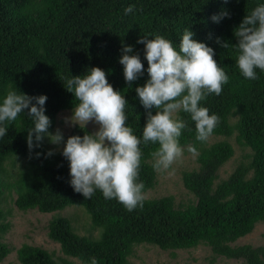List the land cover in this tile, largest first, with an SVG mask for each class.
Listing matches in <instances>:
<instances>
[{
  "label": "trees",
  "instance_id": "1",
  "mask_svg": "<svg viewBox=\"0 0 264 264\" xmlns=\"http://www.w3.org/2000/svg\"><path fill=\"white\" fill-rule=\"evenodd\" d=\"M264 0H0V102L8 90L29 96L46 95L45 115L55 126L60 110L78 103L66 90L72 76H82L92 67L107 74L108 82L124 95L128 104L127 126L142 141L146 110L136 94V87L149 79L142 36L156 34L171 40L179 50L185 29L193 39L214 50V59L224 69L229 82L219 96L211 94L201 106L220 117L212 135L229 137L249 147L248 162L238 163L226 178L218 180L219 168L234 154L226 139L212 142L196 140L195 123L190 114L180 112L188 122L182 130V147L197 149V167L181 173L183 186L195 200L180 207L172 195L146 198L143 207L129 212L115 199H105L96 190L90 199L70 185L69 162L45 138L40 147L30 151L28 131L34 127L27 110L14 122L6 123L7 134L0 138V263L13 248L2 240L9 229L8 212L2 207L5 191H14L15 206L21 211L36 209L54 213L67 206H81L99 229L96 237L75 231L71 220L55 214L47 225L48 237L60 246L62 256L41 246L22 243L15 248L20 264H129L133 248L148 243L162 250L187 249L205 244L217 256L241 259L243 264H264V246L249 243L232 245L264 220V72L258 79L243 77L237 66L235 28L245 15ZM133 6L132 13L125 9ZM227 12L219 22L214 15ZM217 39L220 43H217ZM229 43L228 48L222 43ZM132 46L144 65V73L131 85L126 83L119 63L122 48ZM153 115L155 110H151ZM92 133L86 126L73 125L65 135ZM34 140V144H35ZM158 144L141 143L138 182L144 192L153 188L157 171L151 153ZM53 155L48 156L49 151ZM37 153H40L37 156ZM25 159L12 181H8L5 163Z\"/></svg>",
  "mask_w": 264,
  "mask_h": 264
},
{
  "label": "clouds",
  "instance_id": "2",
  "mask_svg": "<svg viewBox=\"0 0 264 264\" xmlns=\"http://www.w3.org/2000/svg\"><path fill=\"white\" fill-rule=\"evenodd\" d=\"M133 10V6H129L125 14ZM227 15L223 12L211 19L219 22ZM193 35L189 29L184 30L179 50L171 40L159 34L152 39L142 36L137 41L144 45L149 76L143 86L135 89L146 110L142 141L127 126L125 108L128 102L108 82L104 70L92 67L86 74L67 80L65 88L74 94L78 103L66 123L79 125L81 129L90 122L98 126L96 131L85 132L82 137L69 136L62 150L63 157L69 162L70 185L86 200L98 189L105 199L117 200L129 212L142 208L146 194L145 184L138 182L142 157L140 145L142 142L158 144L151 153L153 168L156 171L170 169L184 154L180 137L182 130L188 129V122L180 118V112L190 114L197 141L206 142L212 136L220 117L210 115L209 109L201 106V101L211 94L219 96L229 77L214 59V50L194 40ZM234 36L239 71L248 80L258 79L256 70L264 72V4L244 16L235 28ZM217 43H220L219 39ZM221 46L228 48L229 43L224 42ZM122 52L119 63L123 65L126 83L131 85L143 75L144 65L138 54L129 55L133 52L132 46H124ZM46 100V95L29 96L8 90L0 102V138L7 134L6 123L16 121L19 114L27 110L34 122V127L28 131L29 150L40 147L45 138L59 146L64 137L59 128L55 133L49 131L52 122L45 115ZM188 151L197 154L194 146H189ZM47 155L51 156L53 152L50 150ZM90 264H98L97 259L91 257Z\"/></svg>",
  "mask_w": 264,
  "mask_h": 264
},
{
  "label": "rangeland",
  "instance_id": "3",
  "mask_svg": "<svg viewBox=\"0 0 264 264\" xmlns=\"http://www.w3.org/2000/svg\"><path fill=\"white\" fill-rule=\"evenodd\" d=\"M73 114V109L60 110L56 116V123L52 129L55 133L57 128L60 129L63 135L67 134L73 125L66 123V119ZM87 127L92 131H96L98 126L90 122ZM226 138L234 148V154L226 161L218 170V180L226 178L233 168L240 162H248L251 150L249 147H244L236 141L235 134L229 137L212 135L207 141L212 142ZM56 151L62 153L63 142L57 146L47 141ZM184 148L183 157L177 161L167 171H157L156 183L153 188L145 191L146 198H156L163 195H172L174 205L176 207L184 206L195 198L182 183L181 173L184 170H190L197 167L195 155ZM22 164H25V159L19 160L15 158L13 164L11 159L5 163L6 174L8 181L15 178ZM16 193L14 191H5L2 198V207L8 212L6 221L10 223L9 229L3 235L2 240L7 242L13 250L0 264H20L16 258L15 248L22 243H28L41 246L49 251L54 252L56 256H62L60 246L57 242L52 241L47 235V225L49 220L55 214L67 216L76 232L82 235L96 237L99 229L95 228L90 220V217L81 206L71 205L63 210L54 213H42L36 209L27 211L19 210L14 199ZM249 243L252 246H264V220L255 224L253 230L247 235L237 239L232 245ZM212 251L205 244H198L195 247L187 249L162 250L159 247L141 243L133 248L132 254L129 256V264H243L241 259L227 258L217 256L214 261H211ZM74 264H80L75 258H69Z\"/></svg>",
  "mask_w": 264,
  "mask_h": 264
}]
</instances>
